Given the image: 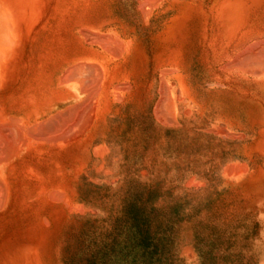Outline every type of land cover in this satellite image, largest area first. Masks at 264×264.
<instances>
[{"label": "rangeland", "instance_id": "rangeland-1", "mask_svg": "<svg viewBox=\"0 0 264 264\" xmlns=\"http://www.w3.org/2000/svg\"><path fill=\"white\" fill-rule=\"evenodd\" d=\"M0 22V124L39 139L0 176V264H264V83L235 62L264 0H0Z\"/></svg>", "mask_w": 264, "mask_h": 264}, {"label": "bare ground", "instance_id": "bare-ground-1", "mask_svg": "<svg viewBox=\"0 0 264 264\" xmlns=\"http://www.w3.org/2000/svg\"><path fill=\"white\" fill-rule=\"evenodd\" d=\"M5 1H6V0H5ZM25 1H26V0H25ZM34 3H35V1H34ZM3 5H4V4H3ZM1 7H2V5H1ZM11 11H12V10H11ZM12 15H13V14H12ZM10 16H11V15H10V13H9V16H8V17H10ZM7 19H8V18H7ZM10 19H11V17H10L8 20H10ZM3 20H4V18H3ZM0 23H1V22H0ZM7 23H8V22H7ZM7 23H6V24H7ZM8 24H9V23H8ZM8 24H7V26L10 27V25H8ZM13 27H14V26H13ZM11 28H12V27H11ZM13 29H14V28H13ZM13 29H12V30H13ZM5 30H6V28H5ZM32 30H33V29H32ZM7 31H8V30H7ZM8 32H9V31H8ZM32 32H33V31H32ZM21 34H22V33H21ZM23 34H24V33H23ZM7 35H8V36H6L5 34H3L2 31H0V64H1V62H5V61H3L4 58H5V54H4V52L8 49V46L10 47V45H7L8 42H11V41L13 42V40H9V39H15V36H12L13 34L11 35V32H10V35H9L8 33H7ZM17 35H18V34H17ZM9 36H10V37H9ZM18 36H19V35H18ZM16 37H17V36H16ZM24 37H25V36H24ZM16 40H17V39H16ZM263 40H264V39H263ZM14 41H15V40H14ZM20 41H21V40H20ZM18 43H19V42H18ZM20 43H21V42H20ZM5 44L7 45V47L5 46ZM13 45H14V44H13ZM14 46H15V45H14ZM16 47H17V46H16ZM3 48H5V49L3 50ZM6 48H7V49H6ZM245 48H246V47H245ZM19 50H20V49H19ZM244 50H245V49H244ZM13 51H14V50H13ZM15 51H16V50H15ZM6 52H7V51H6ZM241 52H243V51H241ZM237 53H239V52H237ZM244 55H247V56H248V60H249V62H248V64H246L245 66H243V65L240 66V69H241L245 74H249V75H251L252 77H255L258 81L264 83V41H260V42L257 41V42H255V43H253L252 46L247 47V49H246V51H245L244 53H242L241 55L237 56V58H236V56H235V58H236V59H235V62L238 63L239 60L242 59L241 57L244 56ZM6 56H7V55H6ZM2 57H3V58H2ZM15 57H16V56H15ZM41 57H42V56H41ZM18 58H19V57H18ZM18 58H17V59H18ZM45 58H46V57H45ZM47 58H48V57H47ZM246 58H247V57H246ZM7 59H8V58H7ZM48 60H49V59H48ZM51 60H53V59H51ZM57 60H58V59H57ZM242 60H244V59H242ZM6 61H8V60H6ZM43 61H44V60H43ZM40 62H41V61H40ZM46 62H47V61H46ZM50 62H51V61H50ZM56 62H57V61H56ZM11 63H12V62H11ZM72 64H73V63H72ZM46 65H47V64H46ZM54 65H55V64H54ZM6 66H7V64H6ZM36 66H37V65H36ZM19 67H20V66H19ZM44 67H45V66H44ZM41 68H42V66H41ZM41 68H40V69H41ZM236 68H238V67H236ZM33 69H34V68H33ZM45 69H47V68H45ZM66 69H67V68H66ZM69 69H71V67H68V70H66V71H69ZM72 70L74 71V69H72ZM47 72H48V70L46 71V73H47ZM70 72H71V70H70ZM75 72H76V69H75V71H74L73 73H75ZM243 72H242V73H243ZM0 73H2V76H1V75H0V76L3 77V74L5 73V69H3L2 72L0 71ZM28 73H29V72H28ZM44 73H45V71H44ZM46 73H45V74H46ZM29 74H30V73H29ZM48 74H49V73H48ZM61 74H62V73H61ZM65 74H66V75H69V74H67V73H65ZM46 75H47V74H46ZM46 75H45V76H46ZM9 76H10V75H9ZM14 76H15V75H14ZM45 76H44V77H45ZM59 76H60V75H59ZM61 76H62V75H61ZM73 77H74V76H71V78H73ZM7 79H8V78H7ZM74 79L76 80V78H74ZM5 80H6V79H5ZM5 80H4V78H1V83L4 82ZM15 80H16V79H15ZM63 80H64V77L61 78L60 81H63ZM66 80H70V79H66ZM71 80H73V79H71ZM73 81H74V80H73ZM76 81H78V80H76ZM255 81H256V80H255ZM12 82H13V81H12ZM16 82H17V81H16ZM39 82H40V81H39ZM1 83H0V84H1ZM14 83H15V82H14ZM40 83H42V82H40ZM61 83H62V82H61ZM61 83H60V84H61ZM80 83H81V82H79V84H80ZM14 85H15V84H14ZM33 85H34V84H33ZM76 85H77V83H76ZM76 85H75V86H76ZM3 86H4V84H3ZM7 86H8V85H6V87H7ZM16 86H18V85H16ZM20 86H21V84H20ZM24 86H25V84H24ZM84 86H85V85H84ZM13 88H14V86H13ZM19 88H20V87H19ZM22 88H23V87H22ZM80 88H81L80 90L82 91V88H83V87H80ZM20 89H21V88H20ZM45 89H46V88H45ZM9 90H10V89H9ZM54 90H55V89H54ZM87 90H89V89H85L86 92H87ZM0 91H1V90H0ZM18 91H19V89H18ZM42 92H43V91H42ZM88 92H89V91H88ZM88 92H87V93H88ZM29 93H30V92H29ZM19 94H21V93H19ZM83 94H85V93L83 92ZM25 95H26V94H25ZM28 95H29V94H28ZM32 95H33V94H32ZM85 95H86V94H85ZM16 96H18V95H16ZM34 96H35V98L37 97L36 95H34ZM38 96H40V95H38ZM43 96H44V95H43ZM83 96H84V95H83ZM87 96H89V95H86L85 97H87ZM27 97H28V96H27ZM17 98H19V97H17ZM17 98H16V99H17ZM24 98H25V97H24ZM29 98H30V97H29ZM21 99H22V98H21ZM83 99H84V101H82L81 104H83V103H84V104H85V103L87 104V102H85V98H83ZM87 99H89V98H87ZM26 100H28V99H26ZM77 102H78V101H77ZM71 103H72V102H71ZM28 104H29V103H28ZM74 104H75V103H74ZM81 104H79V105L82 106ZM89 104H90V103H89ZM21 105H22V104H21ZM31 105H32V104H31ZM31 105H30V106H31ZM77 105H78V104H76L75 106H77ZM79 105H78V106H79ZM73 106H74V105H73ZM75 106H74V108H76ZM78 106H77V107H78ZM9 107H10V106H9ZM19 107H20V106H19ZM26 107H27V106H26ZM51 107H52V106H51ZM51 107H50V108H51ZM69 107H71V105H70ZM69 107H68V108H69ZM0 108H2V107H0ZM21 109H22V108H21ZM65 109H67V108H65ZM82 109H84V108H82ZM85 109H86V107H85ZM68 110H69V109H67V111H68ZM89 110H90V109H89ZM0 111H1V109H0ZM47 111H49V110H47ZM67 111H66V112H67ZM78 111H80V110H78ZM38 112H39V111H38ZM50 112H52V111H50ZM82 112H83V111H82ZM89 112H90V111H89ZM39 113H40V112H39ZM58 113L61 114V112H58ZM58 113H57V114H58ZM67 113H68V112H67ZM2 114H5L4 109H3L2 113L0 112V117H1ZM50 114H51V113H50ZM57 114H54V117H55V116L60 117V116L63 115V114H61V115L59 114V116H58ZM40 115H41V114H40ZM47 115H48V114H47ZM67 116H68V115H67ZM89 116H90V115H89ZM9 117H11V122H14V121H12V120H15V118L12 119L13 116H9ZM23 117H24V115H23ZM48 117H49V116H48ZM51 117H53V116H51ZM54 117H53V118H54ZM62 117H63V116H62ZM62 117H61V118H62ZM30 118H31V117H30ZM30 118H29V119H30ZM6 119H7V118H6ZM24 119H25V118H24ZM24 119H23V120H24ZM27 119H28V118H27ZM31 119H32V118H31ZM38 119H39V118H38ZM48 119H49V118H48ZM54 119H55V118H54ZM8 120L10 121V118H8ZM19 120H21V118L18 119V117H17V118H16V121H15L16 123L14 122V123L16 124V127H17V128H16L17 130L14 129L15 131H22V130H23V129H22V130H19V128H18V126H17V125H20V123H21V122H20V123L18 124ZM35 120H36V119H35ZM45 120H46V119H45ZM45 120H44V121H45ZM62 120H63V119H62ZM17 121H18V122H17ZM44 121H43V122H44ZM47 121H48V120H47ZM47 121H46V122H47ZM64 121H65V120H64ZM0 122H1V121H0ZM26 122H28V121H26ZM33 122H34V121H33ZM41 122H42V121H41ZM43 122H42V123H43ZM50 122L52 123V122H54V121L49 120V122L46 123V124L48 125ZM56 122H59V121L57 120ZM70 122H71V120H70ZM85 122H86V121H85ZM14 123H13V124H14ZM37 123H38V120H37V122H36V124H35L36 127H37V125H38ZM39 123H40V122H39ZM42 123H41V124H42ZM54 123H55V122H54ZM54 123H53V124H54ZM78 123H79V122H78ZM86 123H87V122H86ZM4 124H5V122H4ZM4 124H3V125H2V123L0 124V125H2V127H1V126H0V127H1V128H4V129L1 131L2 136H0V138H1V139L3 138L2 141H4V143H3L2 141H1V142H2V144H5L4 147H3V150H2V151L0 150V176H1V175H4V170H5L4 167H5V165L7 164V161H8L9 159L13 158L14 156L17 157L20 153L23 154V151H24V148H23V145H24V139H26V138H24V137H23L24 139H22V137H20V134L22 135V133L17 132V133H16V136H18L17 134H19V136H18L19 138L16 137V138H14V140L16 141V139H17V142H18V143L15 142L16 145H15V146L12 145V143H11L12 140H11V139H10L11 141L9 140V134H8L7 130L5 129V128L7 127V123L5 124L6 126H4ZM53 124H52V125H53ZM58 124H59V123H58ZM60 124H61V123H60ZM64 124H65V123H64ZM23 125H24V124H23ZM23 125H22V126H23ZM35 125H34V126H35ZM69 125H70V124H69ZM69 125H67V126H69ZM75 125H76V124H75ZM11 126H13V125L11 124ZM20 126H21V125H20ZM22 126H21V127H22ZM59 126L62 127V125H58L57 128H59ZM89 126H90V125H89ZM8 127H9V126H8ZM14 127H15V125H14ZM27 127L29 128V126H27ZM27 127H26V128H27ZM36 127H35V128H36ZM39 127L41 128L40 125H38V128H39ZM42 127H44V126L42 125ZM54 127H55V126H54ZM38 128H37V129H38ZM40 128H39V129H40ZM63 128H65V126H63ZM69 128L71 129L70 126H69ZM42 129H44V128H42ZM46 129H47V128H46ZM46 129H45V130H46ZM65 129H66L68 132L71 131V130H68L67 127H66ZM14 130H12V131L9 130V131H11V132L13 133ZM54 130H55V129H54ZM59 130H60V129H59ZM59 130H58V131H59ZM66 130H65V131H66ZM25 131H26V133H27V130H25ZM25 131H24V132H25ZM28 131H31V130L29 129ZM47 131H48V130H47ZM63 131H64V130H62V132H63ZM33 132H34V131H33ZM33 132H30V133H32V134L34 135ZM50 132H51V129H50ZM52 132H53V131H52ZM59 132H60V135H61V131H59ZM59 132H58V134H59ZM43 133H45V132H43ZM56 133H57V132H56ZM56 133L54 132V133H52V135L54 134V135L56 136ZM24 134H25V133H24ZM32 134H31V136H32ZM50 134H51V133H50ZM58 134H57V136H59ZM65 134H66V133H65ZM65 134H64L63 136L61 135V137H62V138L65 137V139L67 140L68 135L66 134V136H65ZM68 134H69V133H68ZM74 134H75V133H73V134L70 136V137H71V140L74 139V138H72ZM35 135H36V133H35ZM35 135L33 136L34 138H35ZM39 135H40V133H39ZM42 135H43V134H42ZM44 135H48V134L45 133ZM85 135H86V134H85ZM22 136H24V135H22ZM28 136H29V134H28ZM28 136H27V137H28ZM31 136L29 137V138H30L29 141L26 139L28 142H31V141H32L31 138L34 139V138L31 137ZM49 136H50V135H49ZM77 136H78V135H77ZM77 136H75V137L77 138ZM40 137H41V136H39V138H40ZM46 137H47V136H46ZM70 137H69V138H70ZM37 138H38V137H37V135H36L35 140L32 141L33 144H35L36 141L39 140V139H37ZM55 138H56V137H55ZM36 139H37V140H36ZM41 139H42V138H41ZM14 140H13V141H14ZM18 140H19V141H18ZM42 140H43V139H42ZM46 140H47V139H46ZM56 140H58V139H56ZM75 140H76V139H75ZM79 140H80V138H79ZM27 141H26V142H27ZM54 141H55V139H54ZM73 141H74V140H73ZM77 141H78V139H77ZM77 141H76V142H77ZM32 142H31V143H32ZM34 142H35V143H34ZM38 142H39V141H38ZM38 142H37V143H38ZM43 142H45V141H43ZM56 142L59 144L58 141H56ZM56 142H55V146H56V144H57ZM60 142H62V139H61ZM65 142H68V141H65ZM69 142H71V141H69ZM71 143H72V142H71ZM41 144H42V143H41ZM52 144H53V143H52ZM60 144H62V143H60ZM64 144L66 145V143H64ZM77 145H78V143H77ZM0 146H1V145H0ZM24 146H25V145H24ZM47 146H48V145H47ZM52 146H53V145H52ZM71 146H73V145L71 144ZM39 147H40V146H39ZM41 147H42V146H41ZM41 147H40V149H41ZM44 147H45V146H43V148H44ZM64 147H65V146H64ZM67 147H68V146H67ZM27 148H28V147H27ZM33 148H35V147H33ZM43 148H42V149H43ZM45 148H46V147H45ZM47 148H48V147H47ZM47 148H46V149H47ZM61 148H62V146H61ZM40 149H39V150H40ZM54 149H55V148H54ZM56 149H58V148H56ZM56 149H55V151H56ZM66 149H67V148H66ZM28 150H29V149H28ZM28 150H26V151H28ZM43 150H44V149H43ZM59 150H60V148H59ZM59 150H57V151H59ZM45 151L47 152V150H45ZM63 151H64V150H63ZM76 151H77V150H76ZM36 152H37V151H36ZM40 152H42V150H40ZM67 152H68V151H67ZM71 152H72V151H71ZM32 153H33V152H32ZM57 153H58V152H57ZM74 153H75V152L73 151V154H74ZM22 154H21V155H22ZM29 154H30V151H29ZM33 154H34V153H33ZM36 154H37V153H36ZM48 154H50V153H48ZM48 154H47V155H48ZM21 155H20V157H21ZM38 155H39V153H38ZM38 155H36V156L38 157ZM45 155H46V154H45ZM69 155H71V153H70ZM31 156H32V155H31ZM33 156H35V155H33ZM33 156H32V157H33ZM36 156H35V157H36ZM48 156H49V155H48ZM74 156H75V155H74ZM32 157H31V158H32ZM43 157H44V156H43ZM55 157H56V156H55ZM26 158H27V157H26ZM26 158H25V159H26ZM46 158H47V157H46ZM46 158H44V159H46ZM50 158H51V157H50ZM50 158H49V159H50ZM58 158H59V157H58ZM70 158H73V157H70ZM75 158H76V157H75ZM33 159H34V158H33ZM33 159H32V160H33ZM39 159H40V158H39ZM41 159H42V158H41ZM44 159H43V160H44ZM17 160H19V159H17ZM23 160H24V159H23ZM27 160H28V159H27ZM47 160H48V159H47ZM50 160H51V159H50ZM50 160H49V161H50ZM52 160H53V159H52ZM55 160H56V159H55ZM28 161L30 162V156H29V160H28ZM40 161H41V160H40ZM40 161L38 160L39 164H40ZM71 161H72V160H71ZM11 162H13V161H11ZM18 162H19V161H18ZM18 162H17V163H18ZM21 162H22V161H21ZM26 162H27V161H26ZM29 162H28V163H29ZM53 162H54V161H53ZM17 163H16V164H17ZM33 163H34V161H33ZM46 163H48V162H46ZM67 163H68V165H69V162H67ZM75 163H77V162H75ZM24 164H25V163H24ZM26 164H27V163H26ZM31 164H32V161H31ZM36 164H37V163H36ZM39 164H38V165H39ZM56 164H57V163H56ZM61 164H62V163H61ZM34 165H35V163H34ZM51 165H52V164H51ZM54 165H55V164H54ZM65 165H66V164H65ZM65 165H64V166H65ZM73 165H74V164H73ZM12 166H13V164H12ZM14 166H15V164H14ZM19 166H20V167H19V169H20V168L22 167V165H19ZM26 166H27V165H26ZM26 166H25V168H27ZM36 166H37V165H36ZM57 166H59V165L57 164ZM61 166H62V165H61ZM70 166H72V165H70ZM9 167H10V165H9ZM31 167H32V165H31ZM33 167H35V166H33ZM40 167H41V166H40ZM48 167H50V166H48ZM51 167H52V166H51ZM54 167H55V166H54ZM73 167H74V166H73ZM10 168H12V167H10ZM10 168H9V169H10ZM62 168H63V167H62ZM9 169H8V172L10 171ZM12 169H13V168H12ZM29 169H30V168H29ZM51 169H53V168H51ZM58 169H59V168H58ZM66 169L68 170L69 168H66ZM72 169H73V168H72ZM20 170H22V168H21ZM20 170H19V171H20ZM23 170L26 171V170H28V169L25 170V169L23 168ZM23 170H22V171H23ZM40 170H42V168H41ZM15 171H16V170H15ZM17 171H18V169H17ZM17 171H16V172H17ZM29 171H30V170H29ZM32 171H33V170H32ZM53 171H54V170H53ZM62 171L64 172V169H63ZM65 171H66V170H65ZM68 171H69V170H68ZM70 171H71V170H70ZM27 172H28V171H27ZM27 172H26V173H27ZM33 172H34V171H33ZM38 172H39V171H38ZM38 172H37V173H38ZM58 172H59V171H58ZM58 172H57V173H58ZM20 173H21L22 176L25 174V172H24V174H23L21 171H20ZM37 173L34 172V174H37ZM55 173H56V172H55ZM55 173H54V174H55ZM39 174H40V173H39ZM41 174H42V173H41ZM41 174L38 175L37 177L42 176ZM65 174H66V173H65ZM65 174H64V175H65ZM70 174H71V173H70ZM21 175H18V176L22 177ZM26 175H27V174H26ZM66 175H67V174H66ZM31 176H32V175H31ZM34 176H35V175H34ZM34 176H33V178H34ZM7 177H8V176H7ZM10 177H11V176H10ZM20 177H18V178H20ZM24 177H26V176L24 175ZM29 177H30V176H29ZM42 177H44V175H43ZM1 178H2V176H1ZM4 178H5V177H4ZM12 178H13V177H12ZM26 178L28 179V176H27ZM33 178H32V179H33ZM35 178H36V177H35ZM56 178H57V177H56ZM15 179H16V177H15ZM24 179H25V178H24ZM41 179H42V178H40V180H41ZM43 179H44V178H43ZM46 179H47V178L45 177V180H46ZM51 179H52V178H51ZM1 180H3V179H1ZM9 180H10V179H9ZM22 180H23V179H22ZM36 180H38V179L36 178ZM40 180H39V181H40ZM12 181H13V180H12ZM19 181H20V179L18 180V183H19ZM26 181H27V180H25V182H26ZM42 181H43V180H42ZM3 182H4V185H5V188H7V185L10 184V183L7 184V183L5 182V180H4ZM10 182H11V181H10ZM13 182H14V181H13ZM46 182H48V181H46ZM54 182H55V180H54ZM16 183H17V182H16ZM20 183L22 184L21 181H20ZM33 183H34V179H33ZM42 183H43V182H42ZM11 184H12V183H11ZM30 184H32L31 181H30ZM30 184H29V185H30ZM53 184H54V183H53ZM55 184H56V183H55ZM17 185L19 186V184H17ZM29 185H28V186H29ZM35 186H36V185H35ZM52 186H53V185H52ZM11 187H12V185H11ZM13 187H14V185H13ZM31 187H32V186L30 185V188H31ZM38 188H39V187H38ZM41 188H42V187H41ZM43 188H44V187H43ZM52 188H53V187H52ZM58 188H60V187H58ZM13 189H14V188H13ZM47 189H48V187H47ZM50 189H51V188H50ZM50 189H48V190H50ZM61 189H62V188H61ZM61 189H60V190H61ZM5 190L8 191L7 189H5ZM18 190H20V189L18 188ZM27 190H30V189L28 188ZM43 190H44V189H43ZM56 190H57V189H56ZM56 190H55V191H56ZM34 191H35V190H34ZM44 191H45V190H44ZM51 191H54V189L51 190ZM51 191H50V192H51ZM2 192L4 193V190H3ZM30 192L32 193L33 191H30ZM40 192H42V191L40 190ZM46 192L48 193V191H46ZM59 192H60V191H59ZM59 192H58V193H59ZM19 193H20V192H19ZM31 193H30V194H31ZM35 193H37V192H35ZM51 193H53V192H51ZM62 193H63V192H61V196H60V198L64 195V194H62ZM64 193H65V192H64ZM10 194H11V193H10ZM40 194H41V193H40ZM42 194H43V192H42ZM53 194H54V193H53ZM7 195H8V194H7ZM38 195H39V193H38ZM38 195L36 194V196H38ZM43 195H44V194H43ZM36 196H33V197H36ZM41 196H42V195H41ZM44 196H45V195H44ZM54 196H55V195H54ZM15 197H16V196H15ZM26 197H27V196H26ZM30 197H32V196L30 195ZM57 198H58V197H57ZM67 198H68V197H64V199H65L66 201H67ZM6 199H7V198H6ZM40 199H41V198H40ZM2 200H3V199H2ZM20 200H21V199H20ZM47 200H48V199H47ZM5 201H6V200H5ZM8 201H9V199H8ZM21 201H22V200H21ZM27 201H28V200H27ZM6 202H7V201H6ZM19 202H20V201H19ZM67 202H68V201H67ZM67 202H65V203H67ZM62 203H63V201H62ZM70 203H71V202H70ZM4 204H5V203H4ZM8 204H9V202H8ZM17 204H19V203H17ZM20 204H21V203H20ZM20 204H19V205H20ZM27 204H29V203H27ZM2 205H3V204H2ZM21 205H22V204H21ZM0 206H1V204H0ZM9 206H10V205H9ZM11 206H13V205H11ZM24 206H25V205H24ZM24 206H23V207H24ZM31 206H32V205H31ZM37 206H38V205H37ZM13 207H14V206H13ZM15 207H16V206H15ZM15 207H14V208H15ZM20 207H22V206H20ZM5 208H6V205H5ZM2 209H4V208H2ZM10 209H11V207H9L8 210L11 211ZM8 214H10V213H8ZM30 258H32V257H30Z\"/></svg>", "mask_w": 264, "mask_h": 264}]
</instances>
